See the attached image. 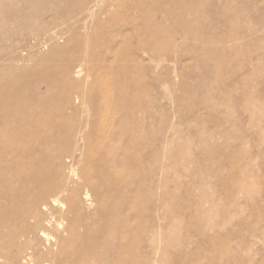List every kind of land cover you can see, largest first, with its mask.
<instances>
[{"label":"bare ground","instance_id":"bare-ground-1","mask_svg":"<svg viewBox=\"0 0 264 264\" xmlns=\"http://www.w3.org/2000/svg\"><path fill=\"white\" fill-rule=\"evenodd\" d=\"M120 1L0 0V264H174L187 254L169 173L191 155L175 147L180 127L162 121L157 87L174 80L154 74L165 61L167 73L178 67L176 40L211 61L203 29L240 2L137 0L141 12L129 14ZM207 98L199 107H216ZM198 143L210 157L208 140ZM210 215L195 221L208 227Z\"/></svg>","mask_w":264,"mask_h":264},{"label":"rangeland","instance_id":"rangeland-1","mask_svg":"<svg viewBox=\"0 0 264 264\" xmlns=\"http://www.w3.org/2000/svg\"><path fill=\"white\" fill-rule=\"evenodd\" d=\"M136 1L121 0L120 3L126 12L135 14L141 12L135 10L139 9ZM223 2L228 0H220L219 4ZM239 2L228 3L217 22L202 28L215 45L211 49L217 48L211 61L203 62L202 51L176 40L172 44L180 52L178 67L174 70L169 66L167 73L165 61L154 74L159 78L169 74L174 80L173 86L164 81L157 87L161 94L162 121L180 127L181 139L175 136L176 143L179 140L175 147L186 145L191 155L176 158L179 171L173 169L174 173L178 171V176L173 169L169 173L177 185L178 242H189L187 254H178L174 264H264V0ZM199 9L205 8L199 4ZM242 10L251 18H246ZM49 29L43 26L36 33L38 39H43ZM213 29L218 36L215 37ZM230 30L235 34H227ZM196 42L194 37L192 47ZM156 45L165 51L169 47L165 42ZM6 54V51L0 52V58ZM62 58L55 57L54 64L60 66ZM165 58L173 56L166 54ZM50 63L43 62L41 66ZM201 80L206 84L198 87ZM243 82L245 89H242ZM202 95L203 99L211 96L207 101L214 97L210 100L218 103L216 107H199L206 100ZM252 107L254 114L248 110ZM167 136L171 139L172 135L169 132ZM204 139L208 140L210 157L199 148L198 142ZM202 189L209 192L205 199L197 194ZM202 210L211 214L208 227L195 221L196 214Z\"/></svg>","mask_w":264,"mask_h":264}]
</instances>
